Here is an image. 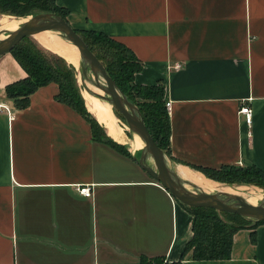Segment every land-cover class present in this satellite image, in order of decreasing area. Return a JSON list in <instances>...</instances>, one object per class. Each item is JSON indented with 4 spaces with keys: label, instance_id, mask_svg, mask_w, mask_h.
<instances>
[{
    "label": "crops",
    "instance_id": "1",
    "mask_svg": "<svg viewBox=\"0 0 264 264\" xmlns=\"http://www.w3.org/2000/svg\"><path fill=\"white\" fill-rule=\"evenodd\" d=\"M57 3L74 27L130 45L144 63L136 82H165L170 165L264 169V0ZM26 75L12 51L0 54V264L180 259L192 234L180 200L135 157L94 137L88 118L57 97L58 82L38 87L18 108L6 87ZM245 101L250 125L238 113ZM83 184L91 195L79 191ZM232 238L230 257L188 252L181 264H264V222Z\"/></svg>",
    "mask_w": 264,
    "mask_h": 264
},
{
    "label": "trees",
    "instance_id": "2",
    "mask_svg": "<svg viewBox=\"0 0 264 264\" xmlns=\"http://www.w3.org/2000/svg\"><path fill=\"white\" fill-rule=\"evenodd\" d=\"M31 9L53 10L66 18L69 13V9L57 3V0H0V13L24 14L29 13ZM75 28L82 33L89 47L103 61L108 73L115 78L122 91L126 92L133 102L140 105L144 119L156 142L164 150L170 152L171 120L165 105V82L163 80H158L153 84L136 82L135 73L142 69L144 63L130 45L104 31L94 28ZM12 52L27 71L25 77L9 83L6 87L7 95L15 99L18 108L25 107L30 103L31 93L35 89L50 81H56L59 84L57 94L59 100L69 103L88 118L92 123L94 137H107L108 141L119 150L134 157L128 144L110 136L105 126L86 107L78 69L73 63L50 48L46 49L30 35L23 37L13 47ZM140 96L142 100L138 101L137 97ZM115 111L118 116L124 117L120 111L117 109ZM191 166L215 180L222 181L225 178L221 176L222 169L230 168L235 173L234 176L245 177L246 182H264V169L256 165L236 166L232 164L217 168L196 164H191ZM255 173L256 176L253 175ZM189 210L192 213L190 224L192 234L181 253V258L174 261L173 264H181L188 252L196 259L230 257L234 232L249 223L256 225L264 222L261 220L252 221L238 212L227 211L228 214H235L245 219V221L228 222L214 212L215 208L204 205H189ZM140 257L143 264H161L165 260L164 256L151 257L142 254Z\"/></svg>",
    "mask_w": 264,
    "mask_h": 264
},
{
    "label": "water",
    "instance_id": "3",
    "mask_svg": "<svg viewBox=\"0 0 264 264\" xmlns=\"http://www.w3.org/2000/svg\"><path fill=\"white\" fill-rule=\"evenodd\" d=\"M47 29L59 31L80 48V66L73 64L80 71L85 88L92 94L111 102L115 110L124 115L130 129L143 136L145 144L140 150L136 149L134 157L140 166L144 167L153 178L160 180L172 195L187 205H204L217 210L235 211L252 221H264V197L258 203L252 204L236 192L222 189L202 191L193 182L183 179L178 174L177 169L169 163L167 151L151 134L140 107L122 91L115 78L108 73L103 61L89 47L82 33L76 30L68 18L53 10L32 14L31 18L21 22L17 29L10 31L7 37L0 38V54L12 51L23 37ZM90 84L101 88L105 93L98 92ZM139 151L140 155L137 153ZM188 184L193 188L188 187Z\"/></svg>",
    "mask_w": 264,
    "mask_h": 264
},
{
    "label": "bare ground",
    "instance_id": "4",
    "mask_svg": "<svg viewBox=\"0 0 264 264\" xmlns=\"http://www.w3.org/2000/svg\"><path fill=\"white\" fill-rule=\"evenodd\" d=\"M31 18L30 16H13L10 14L0 15V38L7 37L10 31L17 29L19 24L25 20ZM34 37L47 49L59 53L64 56L70 63H75L77 67L80 66V48L72 42L71 39L61 35L59 31L47 29L40 30L33 33ZM92 86L98 92L105 93L104 90L98 88L97 86ZM85 95L86 107L91 111L94 116L98 119L102 125L105 126L107 132L110 136L119 140L122 143H130L131 148L140 150L145 144L143 136L138 133H134L133 137L125 139L126 131L115 114V108L111 102L102 99L101 97L92 94L86 88L83 90ZM128 127V126H126ZM126 130V128H125ZM127 135V134H126ZM124 137V138H123ZM176 169L178 174L185 180L193 182L202 191H213L222 189L229 192H236L241 194L248 202L255 204L258 199L262 198L264 192L258 186H246V185H229L225 183H219L212 181L210 178L206 177L203 173L189 168L185 165L176 164Z\"/></svg>",
    "mask_w": 264,
    "mask_h": 264
},
{
    "label": "rangeland",
    "instance_id": "5",
    "mask_svg": "<svg viewBox=\"0 0 264 264\" xmlns=\"http://www.w3.org/2000/svg\"><path fill=\"white\" fill-rule=\"evenodd\" d=\"M38 12H41V11H37V10H35V9H31V11H29V13H24V14H18V13H16V14H11V13H7V14H10V15H13V16H30L31 17V15L32 14H34V13H38ZM4 14V13H6V12H1L0 13V15L1 14ZM31 37H33L35 40H37L35 37H34V35H30ZM37 42H39L38 40H37ZM40 43V42H39ZM41 44V43H40ZM42 45V44H41ZM78 77H79V80H80V84H81V86H82V92H83V90H84V88H85V86H84V82H83V80H82V77L80 76V71H78ZM83 94H84V92H83ZM128 95V94H127ZM129 97V96H128ZM84 98H85V95H84ZM137 99H138V101H140V100H142V97L140 96V97H137ZM137 106H140V105H137ZM115 114H116V116H117V118H118V120H119V124H121L122 126H123V128H124V132L126 131V134H125V139H129V138H131V137H133V134H134V132L130 129V127H129V124H128V121H126V119L123 117V116H118V114L116 113V111H115ZM126 126H128V127H126ZM125 128H126V130H125ZM124 138V137H123ZM129 146H130V148H131V145H130V143H127ZM131 150H133V151H136V149H134V148H131ZM139 155L141 154L140 153V151L139 152H137ZM154 165H155V163H154ZM181 165H183V164H181ZM193 169H194V167H193ZM196 170V169H195ZM197 171H199L200 172V170H197ZM201 173H203V172H201ZM234 172H232V169H230V168H223L222 169V172H221V176H224L225 178L224 179H222V181L221 180H215V179H213V178H210V177H208V176H206L205 174V176L206 177H208V178H210L212 181H216V182H219V183H225V184H229V185H246V186H258L261 190H262V192H264V182H253V181H248V182H246L245 180V177H242V178H239L238 176H234ZM238 174V173H237ZM254 176H256V173L255 174H253ZM188 187H190V188H193V186L192 185H190V184H188ZM263 197H264V195H263ZM263 197L262 198H260V199H258V201H257V203L261 200V199H263ZM179 200V199H178ZM181 202V201H180ZM181 204L187 209V211L188 212H190V210H189V205L187 206L186 204H184L183 202H181ZM206 210H209V209H206ZM214 212L218 215V216H220L223 220H227L228 222H234V220H243V221H245V219L244 218H241V217H239V216H237V215H233V214H228V212L227 211H225V210H221V209H219V210H217V209H215L214 210ZM190 214H191V216H192V213L190 212ZM161 261V260H160ZM161 264H165V260H163L162 261V263Z\"/></svg>",
    "mask_w": 264,
    "mask_h": 264
},
{
    "label": "built area",
    "instance_id": "6",
    "mask_svg": "<svg viewBox=\"0 0 264 264\" xmlns=\"http://www.w3.org/2000/svg\"><path fill=\"white\" fill-rule=\"evenodd\" d=\"M182 62H175L174 67L175 68H180L182 67ZM165 105L167 106L168 112H170L172 104L170 100H167L165 102ZM238 113L239 115L243 118V120L250 125L252 122V107L249 104V102H243L242 104L239 105L238 107ZM79 191L83 194L86 195H91L92 194V188L88 184H83L78 186Z\"/></svg>",
    "mask_w": 264,
    "mask_h": 264
}]
</instances>
